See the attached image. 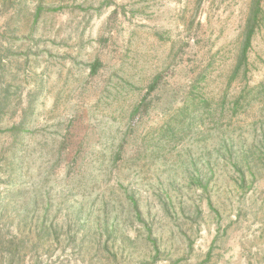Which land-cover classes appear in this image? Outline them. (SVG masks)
<instances>
[{
    "label": "rangeland",
    "instance_id": "374dc122",
    "mask_svg": "<svg viewBox=\"0 0 264 264\" xmlns=\"http://www.w3.org/2000/svg\"><path fill=\"white\" fill-rule=\"evenodd\" d=\"M0 264H264V0H0Z\"/></svg>",
    "mask_w": 264,
    "mask_h": 264
},
{
    "label": "trees",
    "instance_id": "16d2710c",
    "mask_svg": "<svg viewBox=\"0 0 264 264\" xmlns=\"http://www.w3.org/2000/svg\"><path fill=\"white\" fill-rule=\"evenodd\" d=\"M253 34H254V29L251 27V21H250V24H248V32H247V37H246V41H245V44H244V48H243V56H242V60L239 62L236 70H235V73H238L239 69L241 68V66L246 62V53H247V50L249 49L250 47V44H251V39L253 37ZM261 90V89H259ZM258 90V91H259ZM241 104V99L240 98H237L233 105H232V110L233 112H236L239 105ZM209 107H206L204 108V110H208ZM197 118V117H196ZM196 118L193 117V119L190 121V124L194 123L196 121ZM240 180L242 182L245 181V173H243L242 171L240 172Z\"/></svg>",
    "mask_w": 264,
    "mask_h": 264
}]
</instances>
